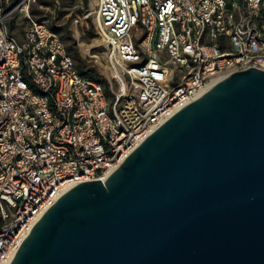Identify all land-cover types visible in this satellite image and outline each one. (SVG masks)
<instances>
[{
	"label": "built area",
	"instance_id": "built-area-1",
	"mask_svg": "<svg viewBox=\"0 0 264 264\" xmlns=\"http://www.w3.org/2000/svg\"><path fill=\"white\" fill-rule=\"evenodd\" d=\"M0 0V264L78 181H104L160 124L230 73L264 70V0H95L101 66L81 74L45 20L21 38ZM91 48L88 49V53ZM100 73V72H99Z\"/></svg>",
	"mask_w": 264,
	"mask_h": 264
},
{
	"label": "water",
	"instance_id": "water-1",
	"mask_svg": "<svg viewBox=\"0 0 264 264\" xmlns=\"http://www.w3.org/2000/svg\"><path fill=\"white\" fill-rule=\"evenodd\" d=\"M9 264H264V70L223 77L104 181L66 189Z\"/></svg>",
	"mask_w": 264,
	"mask_h": 264
},
{
	"label": "rangeland",
	"instance_id": "rangeland-1",
	"mask_svg": "<svg viewBox=\"0 0 264 264\" xmlns=\"http://www.w3.org/2000/svg\"><path fill=\"white\" fill-rule=\"evenodd\" d=\"M21 0H10L5 12L17 7ZM95 0H35L28 7L33 20H45L54 34L64 43L72 56L75 66L94 69L88 76H102L101 66L94 62L93 53L99 51L97 23L94 13ZM29 19L23 10L16 8L4 25L7 35L21 38ZM91 52L88 53V49ZM80 72V71H79ZM100 72V73H99ZM81 73V72H80Z\"/></svg>",
	"mask_w": 264,
	"mask_h": 264
},
{
	"label": "trees",
	"instance_id": "trees-1",
	"mask_svg": "<svg viewBox=\"0 0 264 264\" xmlns=\"http://www.w3.org/2000/svg\"><path fill=\"white\" fill-rule=\"evenodd\" d=\"M79 71L81 72V74L86 75V74H89L91 72H94V69H84L83 70L82 68H80Z\"/></svg>",
	"mask_w": 264,
	"mask_h": 264
}]
</instances>
